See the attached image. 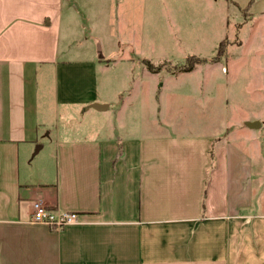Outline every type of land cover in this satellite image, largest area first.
I'll use <instances>...</instances> for the list:
<instances>
[{
	"label": "crops",
	"instance_id": "obj_1",
	"mask_svg": "<svg viewBox=\"0 0 264 264\" xmlns=\"http://www.w3.org/2000/svg\"><path fill=\"white\" fill-rule=\"evenodd\" d=\"M127 6L148 0H0V264H264L252 161L230 139L246 127L134 110L160 91L122 87L156 75L105 38ZM35 201L78 221L31 223Z\"/></svg>",
	"mask_w": 264,
	"mask_h": 264
},
{
	"label": "rangeland",
	"instance_id": "obj_2",
	"mask_svg": "<svg viewBox=\"0 0 264 264\" xmlns=\"http://www.w3.org/2000/svg\"><path fill=\"white\" fill-rule=\"evenodd\" d=\"M123 25L115 23L105 38L131 43L129 57L149 61L155 69L147 70L156 74L135 67L122 83L126 96L131 89L137 99L145 90L151 97L152 86L160 91L155 106L146 100L134 110H159L184 128H203L208 121L213 127L226 121L233 131L246 127L239 140L230 139L252 161L245 195L264 211V0H148L144 13L127 6ZM251 122L259 127L248 128Z\"/></svg>",
	"mask_w": 264,
	"mask_h": 264
},
{
	"label": "built area",
	"instance_id": "obj_3",
	"mask_svg": "<svg viewBox=\"0 0 264 264\" xmlns=\"http://www.w3.org/2000/svg\"><path fill=\"white\" fill-rule=\"evenodd\" d=\"M78 215L74 212H64L50 209L41 201L32 204L30 222L34 224L46 225L53 230L77 223Z\"/></svg>",
	"mask_w": 264,
	"mask_h": 264
},
{
	"label": "trees",
	"instance_id": "obj_4",
	"mask_svg": "<svg viewBox=\"0 0 264 264\" xmlns=\"http://www.w3.org/2000/svg\"><path fill=\"white\" fill-rule=\"evenodd\" d=\"M220 45H221V44H220ZM220 45H219V47H220ZM143 63L145 64V66L147 67L148 70L153 71V70L155 69V68L153 67V65H152L149 61H147V60H143ZM190 67H191V66H190ZM190 67H188V68H183V71H186V72L190 71V70H191Z\"/></svg>",
	"mask_w": 264,
	"mask_h": 264
},
{
	"label": "water",
	"instance_id": "obj_5",
	"mask_svg": "<svg viewBox=\"0 0 264 264\" xmlns=\"http://www.w3.org/2000/svg\"><path fill=\"white\" fill-rule=\"evenodd\" d=\"M246 125L248 128H251V129L259 127L258 122H251V123H247Z\"/></svg>",
	"mask_w": 264,
	"mask_h": 264
}]
</instances>
